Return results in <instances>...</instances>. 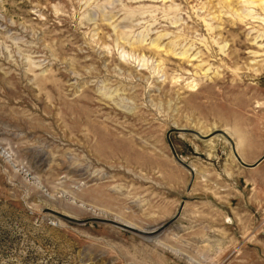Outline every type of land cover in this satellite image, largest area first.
<instances>
[{
  "label": "rangeland",
  "instance_id": "1",
  "mask_svg": "<svg viewBox=\"0 0 264 264\" xmlns=\"http://www.w3.org/2000/svg\"><path fill=\"white\" fill-rule=\"evenodd\" d=\"M0 264H264V0H0Z\"/></svg>",
  "mask_w": 264,
  "mask_h": 264
},
{
  "label": "bare ground",
  "instance_id": "2",
  "mask_svg": "<svg viewBox=\"0 0 264 264\" xmlns=\"http://www.w3.org/2000/svg\"><path fill=\"white\" fill-rule=\"evenodd\" d=\"M154 44H155V43H154ZM154 47H155V46H154ZM185 52H186V51H185ZM85 101H86V100H85ZM88 103H89V102H88ZM111 134H112V131L109 130V131L106 132V130H104V129H100L99 132H98V135H99V136H100V135H101V136H102V135H103V136L106 135V136L108 137V138L105 137V138L107 139V141H111V142H113V141H117V138L115 137V139H114V138H113V134H112V135H111ZM95 135H96V134H95ZM115 135H116V134H115ZM110 136H111V137H110ZM103 138H104V137H103ZM99 139H100V138H99ZM101 139H102V138H101ZM119 139H120V138H119ZM118 141H119V140H118ZM111 144H112V143H111ZM113 144H114V143H113ZM127 144H128V143H127ZM110 147H111V146H110ZM143 233L146 235V232H143Z\"/></svg>",
  "mask_w": 264,
  "mask_h": 264
}]
</instances>
